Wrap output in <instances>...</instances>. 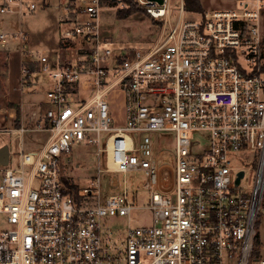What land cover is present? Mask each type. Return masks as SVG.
<instances>
[{
    "label": "built area",
    "instance_id": "1",
    "mask_svg": "<svg viewBox=\"0 0 264 264\" xmlns=\"http://www.w3.org/2000/svg\"><path fill=\"white\" fill-rule=\"evenodd\" d=\"M133 1L161 22L146 50L111 48L101 33L103 0L65 1L61 45L76 38L78 56L39 58L51 82L45 105L30 119L47 137L22 149L17 167L0 165V264H264L261 255L251 259L264 192V44L257 26L264 0H239L237 8L199 18H186L179 0L173 23L171 0ZM35 8L34 1L0 0L1 14ZM9 36L30 53L21 27L1 31L0 42ZM117 85L125 97L123 125L112 124L106 98ZM162 131L174 133L171 162L162 161L168 151H158L151 136ZM81 142L103 152L104 164L76 188L62 158ZM249 156L255 175L248 191L244 174L235 180ZM102 171L142 173V187L102 196ZM140 190L151 222L129 226L123 246L116 245L102 218L130 216Z\"/></svg>",
    "mask_w": 264,
    "mask_h": 264
},
{
    "label": "rangeland",
    "instance_id": "2",
    "mask_svg": "<svg viewBox=\"0 0 264 264\" xmlns=\"http://www.w3.org/2000/svg\"><path fill=\"white\" fill-rule=\"evenodd\" d=\"M36 8L34 12H25L21 17L17 14H1L0 13V32L5 31L12 33L16 31L19 27L27 34V49L30 53H25L24 58H31L38 62V67H35V71L29 73L32 78H38V84L40 91L37 90L36 93L43 94L46 100L45 91L49 87L51 78L48 73L41 71L39 58L42 55L50 56L54 53L65 54L70 61H75L77 59L78 52V41L76 38L69 40L71 43L62 46V30L65 27V23L62 21L65 19L66 12L64 10L65 2L63 3V9L61 12H43L45 6H42L41 2L34 0ZM133 2V1H132ZM130 1V13L126 16H120L118 10L128 8V0H115L113 3L110 0H103L104 5L103 10L99 14V20L101 24V33L103 36L108 37L112 44L110 45L113 50L123 49V48H138L141 50L149 49L153 43L159 37L161 22L149 17L144 11L139 9H134L136 5H133ZM178 3L179 0H171L170 7V21L174 22L176 15L178 13ZM195 14H190L185 12V17H195ZM9 20V21H8ZM61 22V28L57 26V23ZM18 40L9 36L5 43L0 42V75L2 74L3 62L5 60V55L1 49H8L10 53L17 52L16 47L18 45ZM10 72L12 68L13 81L16 83V77L18 73V65L16 63L10 64ZM111 73L109 74L108 81L112 79ZM38 101L41 106L44 105V99L37 96ZM106 98L109 102L110 112L112 116L113 125H123L126 121V110H125V97L124 91L120 85L112 88L107 94ZM16 127L20 128V124L17 121ZM23 126V125H22ZM30 126V125H29ZM33 125L31 126L32 130ZM18 128V129H19ZM36 131V130H34ZM134 137H139L140 134L133 133ZM103 135V139L105 138ZM152 139L155 143V147L158 151H168L165 158L162 159L163 162H171L170 155L174 151V133L171 131H162L151 134ZM201 135L198 132L195 133L194 139H200ZM47 137L46 131H36L32 133L29 139V145L36 148L43 143ZM1 140V139H0ZM203 143V142H202ZM8 145L9 148V165L8 167H17L19 165L21 151L20 136L19 134L13 133L10 135V139L6 141H0V147L3 145ZM196 147V146H195ZM29 149V148H26ZM197 150L196 148H194ZM97 148L95 145L85 144L81 142L74 144L70 148V152L62 158V169L63 173L70 177L74 182H76V188H80L83 185L88 184L89 178L97 173V166L104 164V154H96ZM240 154V153H239ZM255 158L254 156H249L247 158H242L243 163L238 166L244 170V178L241 181L242 186L248 191L253 186L254 175H255ZM2 166H0V180L3 172ZM100 177V192L102 196L107 195L112 192L121 191L124 185L128 189H133L134 186L139 188L142 187L143 174L142 173H110L102 171L99 173ZM116 181V186H112V180ZM125 180V182H123ZM137 207L131 210L130 216H105L102 218V226L104 228L105 234L111 239V242H115L116 245L123 246L124 237L127 232V228L139 226L141 224H149L151 222V212L145 207L147 200V193L140 190L137 193ZM5 226V224H0V227ZM256 228L258 231V236L260 243L263 248L260 251V255L264 257V192H263V204L261 206V213L257 218ZM110 253L113 256H118L117 249L114 247L111 249ZM111 264H117V262H112Z\"/></svg>",
    "mask_w": 264,
    "mask_h": 264
},
{
    "label": "crops",
    "instance_id": "3",
    "mask_svg": "<svg viewBox=\"0 0 264 264\" xmlns=\"http://www.w3.org/2000/svg\"><path fill=\"white\" fill-rule=\"evenodd\" d=\"M65 1L66 0H37V2L42 3V6H45L43 12H61ZM199 3L202 8L201 12L185 9L183 15L185 16V12H188L196 15L195 17L189 18H199L200 14L203 12L210 13L218 10L234 9L238 7L239 0H199ZM17 15L19 17L22 16L19 14ZM257 26L264 44V5L259 10ZM19 27L21 26L19 25ZM8 49H1L5 55L4 62L6 65L3 67L4 69L0 75V141L3 142V140L6 141L7 139H10V135L17 132L20 136L21 145L23 146V148L21 147V150H28L26 148L34 149V147L29 145V139L31 138L32 133L36 132L31 130L33 121L30 119V115L33 111L41 112L46 100L44 99L43 94L36 93L37 90L40 89L39 84L37 83L38 78L34 79L27 73H29V68L35 71V67H38V62L31 58L25 59L24 54L20 51V45L19 47H16V53L13 52L15 47L12 50V53H10ZM52 54L56 55L60 60L66 58L65 54H57L54 52ZM16 62L18 65V73L16 83H12L14 75L12 73V68L10 72V64ZM24 67L27 69L26 73L22 72V68ZM37 96L44 99V105L41 106V103L38 101L39 97ZM16 119H18L20 126H26L28 129L20 132L18 129L19 127L15 126ZM259 245V251H261L263 245L261 243Z\"/></svg>",
    "mask_w": 264,
    "mask_h": 264
},
{
    "label": "trees",
    "instance_id": "4",
    "mask_svg": "<svg viewBox=\"0 0 264 264\" xmlns=\"http://www.w3.org/2000/svg\"><path fill=\"white\" fill-rule=\"evenodd\" d=\"M105 1V0H104ZM112 3L115 1V0H110ZM129 1V6L128 8H125V10L123 9H120L118 10V14L120 16H126L130 13V1L132 2L133 0H128ZM133 5H136V7H134V9H141L142 11L143 8L141 6H139L137 3H135L134 1L132 2ZM183 3H184V8L186 10H189V11H198V12H201L202 11V8L200 6V3H199V0H183ZM6 63L3 62V67H5ZM29 73L31 71H33L32 69L29 68ZM27 73V74H29ZM18 121V119H16V122ZM259 244H260V240H259V236L258 234H256V237H255V240H254V248L252 250V254H251V259L254 260L256 259L259 255H260V251H259Z\"/></svg>",
    "mask_w": 264,
    "mask_h": 264
},
{
    "label": "water",
    "instance_id": "5",
    "mask_svg": "<svg viewBox=\"0 0 264 264\" xmlns=\"http://www.w3.org/2000/svg\"><path fill=\"white\" fill-rule=\"evenodd\" d=\"M8 162H9V148L7 145H3L0 147V165L5 166L8 164ZM243 174H244L243 170L238 171L235 183H238L239 179L243 176Z\"/></svg>",
    "mask_w": 264,
    "mask_h": 264
},
{
    "label": "bare ground",
    "instance_id": "6",
    "mask_svg": "<svg viewBox=\"0 0 264 264\" xmlns=\"http://www.w3.org/2000/svg\"><path fill=\"white\" fill-rule=\"evenodd\" d=\"M109 166H110V167H112V165H111V164H110Z\"/></svg>",
    "mask_w": 264,
    "mask_h": 264
}]
</instances>
